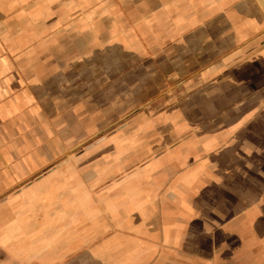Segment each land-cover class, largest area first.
Here are the masks:
<instances>
[{
  "label": "crops",
  "instance_id": "0c3cea01",
  "mask_svg": "<svg viewBox=\"0 0 264 264\" xmlns=\"http://www.w3.org/2000/svg\"><path fill=\"white\" fill-rule=\"evenodd\" d=\"M0 264H264V0H0Z\"/></svg>",
  "mask_w": 264,
  "mask_h": 264
}]
</instances>
